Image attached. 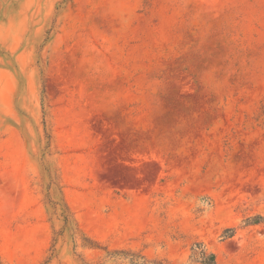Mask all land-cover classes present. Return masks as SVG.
I'll return each instance as SVG.
<instances>
[{
	"label": "rangeland",
	"instance_id": "rangeland-1",
	"mask_svg": "<svg viewBox=\"0 0 264 264\" xmlns=\"http://www.w3.org/2000/svg\"><path fill=\"white\" fill-rule=\"evenodd\" d=\"M0 264H264V0H0Z\"/></svg>",
	"mask_w": 264,
	"mask_h": 264
},
{
	"label": "trees",
	"instance_id": "trees-1",
	"mask_svg": "<svg viewBox=\"0 0 264 264\" xmlns=\"http://www.w3.org/2000/svg\"><path fill=\"white\" fill-rule=\"evenodd\" d=\"M128 253V252H127ZM132 255H136L135 253H131Z\"/></svg>",
	"mask_w": 264,
	"mask_h": 264
},
{
	"label": "bare ground",
	"instance_id": "bare-ground-1",
	"mask_svg": "<svg viewBox=\"0 0 264 264\" xmlns=\"http://www.w3.org/2000/svg\"><path fill=\"white\" fill-rule=\"evenodd\" d=\"M232 181H233V179H232ZM232 185H234V184H232Z\"/></svg>",
	"mask_w": 264,
	"mask_h": 264
}]
</instances>
